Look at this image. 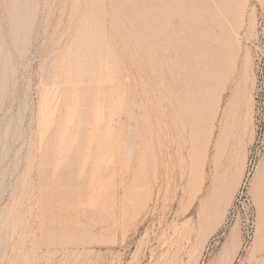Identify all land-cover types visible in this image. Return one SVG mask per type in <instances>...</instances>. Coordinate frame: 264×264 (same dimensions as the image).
Masks as SVG:
<instances>
[{"label":"rangeland","instance_id":"obj_1","mask_svg":"<svg viewBox=\"0 0 264 264\" xmlns=\"http://www.w3.org/2000/svg\"><path fill=\"white\" fill-rule=\"evenodd\" d=\"M138 1H145L146 15L156 14L138 15L134 0H0V77L8 72L0 86V264H264V0L232 1V71L214 125L200 133L188 110L177 114V99L166 100L163 88L159 96V80L146 72L132 32L159 14L153 0ZM185 1L186 12H203L196 0ZM16 6L23 13L19 39ZM186 12L190 26L205 28ZM172 30L175 40L188 36ZM213 38L194 50L219 51ZM237 84L242 94L235 104ZM131 99L146 101V109L135 106L136 112ZM124 111L126 121L133 117L128 134H121ZM179 124L192 129L185 134ZM134 130L138 143L128 151L124 140L134 139ZM77 227L81 240L74 242Z\"/></svg>","mask_w":264,"mask_h":264},{"label":"bare ground","instance_id":"obj_2","mask_svg":"<svg viewBox=\"0 0 264 264\" xmlns=\"http://www.w3.org/2000/svg\"><path fill=\"white\" fill-rule=\"evenodd\" d=\"M34 1V0H33ZM133 1V0H132ZM136 1H138V0H136ZM135 0H134V2L133 3H135L136 4V7L138 6L139 8L145 3V1L143 2V4L141 5L140 3H141V1H138V5H137V2H136ZM193 2H192V4L194 5V3H195V0H192ZM197 1V3H198V5H197V7H200L201 5H203L204 6V10H203V12L204 13H206L207 15H209L210 16V18H207L206 16H204L203 15V12H201L200 10H202V8H199L200 10H195V11H197L198 13H193V15H191V13H190V11L188 10V12H189V14H190V18H192V20L194 19V21L193 22H197V26H198V23L200 24V22L202 23V25H203V23H204V29L199 25V27L200 28H202V29H200V30H197V29H195V27H196V23L195 24H192L191 26H190V24L188 23V15H186L185 14V10H186V5L188 6V3L189 2H187V1H185V0H153V2H155L156 3V6H154L152 3V5H153V7H156V10L158 11V16L155 18V19H152L153 20V24H147L148 22H146V23H144V24H142L143 22H144V20H145V18L144 17H142L143 19V21L141 20V17H140V19L139 20H141V22H139V23H141L142 25L141 26H139L138 28L136 27V28H134V29H136V30H133V32L132 33H134V35H133V37H134V39H135V37L136 36H138L137 38H138V40L137 39H135V40H137V44L140 46L139 48H141V50H140V53L139 54H141L142 56H146L147 57V59H146V61L148 62V68L146 69L145 68V66L142 68V69H146L147 71V73L152 77L151 79L152 80H154V79H156V80H159V83H157L155 86H157L156 88H157V92H158V95H159V93H160V95L159 96H161V93H162V88L164 89V90H166V91H164L165 93L167 92V91H169L170 92V94H169V96H167V94H165V95H163V97H166L167 99L166 100H171L172 101V99H177V100H175V103H173L175 106H174V108L176 109V113L177 112H182L181 113V115L183 114V116L185 115H188V113L190 114V115H188V116H190V118H188V116L186 117V120H187V118H188V121H190L191 122V124L192 125H194L195 126V124H196V128H198L199 129V133L201 132V131H203L204 130V128H206V127H208L210 124H213L214 123V121H215V117L217 116V110H218V104H219V99H220V96H221V92H222V90H223V84H224V81H225V79H226V76L228 75V73L230 72V71H232L231 70V67H232V62H231V57H233L231 54H232V52L231 51H233V50H231L232 49V47L234 48V46H235V44L234 45H232V43H231V36L230 35H232L233 33H231L230 31H232L231 29H230V31H229V29H227V27L229 26V27H231V22L232 21H230L231 19H229V14H231L232 12V10L233 9H231L232 7H233V5H231V4H233L234 2H232L233 0H196ZM238 1V0H237ZM30 2V1H29ZM36 2V1H35ZM140 2V3H139ZM240 2V1H239ZM150 3V2H149ZM241 3V2H240ZM13 4H14V2H13ZM33 4V3H32ZM120 4H122V2L120 3ZM134 4V5H135ZM139 4H140V6H139ZM158 4V5H157ZM162 4H164L165 6H164V8L162 9ZM175 4H177L176 5V7H178V6H180L179 7V9H177V10H179L178 12H173V11H176V10H173V9H171V8H173V6L175 5ZM21 5V4H20ZM123 5V4H122ZM125 5V4H124ZM173 5V6H172ZM190 5V4H189ZM200 5V6H199ZM235 5H237V4H235ZM239 5V4H238ZM133 6V5H132ZM143 6H145V4L143 5ZM142 6V7H143ZM172 6V7H171ZM185 6V10H183V7ZM202 6V7H203ZM240 6V5H239ZM242 6V5H241ZM23 7H25V6H23ZM120 7H122V6H120ZM135 7V6H134ZM137 7V8H138ZM152 7V6H151ZM153 7H152V9H153ZM175 7V6H174ZM31 8H33V7H31ZM119 8V7H118ZM138 8V9H139ZM145 8V7H144ZM181 8V9H180ZM191 8V7H190ZM194 8V7H193ZM196 8V7H195ZM16 12H15V23H14V33H13V37H17V39H19V36L23 33V30H24V28H23V21H22V18H21V13H20V7L19 6H16ZM134 9V8H133ZM141 9V8H140ZM149 9V8H148ZM151 9V10H152ZM196 9H198V8H196ZM14 10V9H13ZM12 10V11H13ZM23 10H24V8H23ZM123 11H124V9H122ZM137 10V9H136ZM235 10V12L233 11V13H236V9H234ZM15 11V10H14ZM126 11H127V9H126ZM125 11V12H126ZM142 11H143V9H141L139 12H138V10H137V12L139 13L138 15H140V16H142L143 14H142ZM144 11H145V9H144ZM144 11H143V13H144ZM200 11V12H199ZM241 11V10H240ZM239 11V12H240ZM146 12H148V10L147 11H145V13ZM150 12V11H149ZM155 12V11H154ZM153 12V10H152V13H154ZM188 12H186L187 14H188ZM27 13V11L25 12V14L24 15H28V14H26ZM131 13V12H130ZM128 11H127V13L126 14H130ZM141 13V14H140ZM144 13V14H145ZM151 13V14H152ZM238 13V12H237ZM23 14V13H22ZM132 14H134V13H132ZM135 14H136V11H135ZM134 14V15H135ZM149 13H147V15H148ZM151 14H149L150 16H151ZM154 14H156V13H154ZM176 14H178V17L177 18H180V22H178V20H172V19H174L175 17L174 16H176ZM131 15V14H130ZM133 15V16H134ZM146 14H145V16H147ZM149 15L147 16L148 17V19H149ZM174 15V16H173ZM232 15V14H231ZM127 17H128V15H126ZM236 16H237V14H236ZM25 17V16H24ZM131 17H132V15H131ZM135 17V16H134ZM26 18V17H25ZM152 18H154L153 16H152ZM205 18H207V19H210L211 20V24H212V22L215 24V25H217V27L219 26V28H221V30H223V32L222 33H218V31L215 29V28H210L209 27V25H207V22H206V20L207 19H205ZM234 18H235V16H234ZM239 18H240V16H239ZM238 18V19H239ZM28 18H26L25 20H27ZM129 19V18H128ZM147 19V18H146ZM176 19V18H175ZM130 20V19H129ZM14 21V20H13ZM131 21H133V19L131 18ZM146 21V20H145ZM150 21V20H149ZM173 21H177V22H173ZM191 21V20H190ZM240 21H241V19H240ZM151 22V21H150ZM133 23V22H132ZM152 23V22H151ZM241 23V22H240ZM28 24V23H27ZM213 24V27L215 26ZM228 24V25H227ZM11 25H13V24H11ZM24 25H25V23H24ZM194 25H195V27H194ZM241 25V24H240ZM239 25V26H240ZM27 26V25H26ZM94 26V25H93ZM211 26V25H210ZM225 26H226V28H225ZM12 27V26H11ZM90 27V26H89ZM22 28H23V30H22ZM28 28V27H27ZM92 28V27H91ZM129 28V27H128ZM133 28V27H132ZM154 28L155 29H159V30H161L162 29V33L158 30V32L155 30V31H153L154 30ZM172 29L173 28V30H176V31H178L179 33H180V35L181 34H187L188 36V38L186 37V38H180V36H179V34H178V39L177 40H175L173 37H177V35L175 34V33H172V32H167L169 29ZM88 29H90V28H88ZM165 31H164V30ZM13 30V29H12ZM172 30V31H173ZM132 31V30H131ZM134 31H136V36H135V32ZM171 31V30H170ZM234 31H235V29H234ZM234 31H232V32H234ZM174 32V31H173ZM177 32V33H178ZM92 33V32H91ZM129 33V34H130ZM231 33V34H230ZM14 34H15V36H14ZM175 34V35H174ZM88 35V34H87ZM92 35V34H91ZM91 35L89 36V38L91 37ZM214 36V38H213V40H214V42H218L219 43V46H217V47H220L221 46V48H220V50L219 51H217V48H212V47H210V45L208 46V47H206L205 45V47L203 48V50H201V48L200 47H198L201 51H196V50H194V49H196V48H193V46L195 45H201L202 46V44L204 43H201V42H199L200 40H204V39H206V38H204V37H207V39L205 40V41H207V40H210V39H208V37L209 36H211V37H213ZM234 35V34H233ZM22 36V35H21ZM93 36V35H92ZM236 36V35H235ZM95 37V36H94ZM93 37V38H94ZM92 38V37H91ZM93 38H92V40H90L91 42H94L95 41V38H97V37H95L94 38V40H93ZM203 38V39H202ZM233 38H234V36H233ZM87 39H88V36H87ZM20 40H22L21 38H20ZM89 40H88V43H90L89 42ZM134 40V41H135ZM233 40V39H232ZM234 40H236L235 38H234ZM233 40V41H234ZM14 41H15V39H14ZM17 41V43H18V40H16ZM15 41V42H16ZM87 41V40H86ZM171 41H173V42H171ZM20 42V41H19ZM23 42V41H22ZM85 43H87V42H85ZM87 43V45L89 46V45H91L90 47H92V44H93V46H94V44H96L95 42L94 43H92V44H88ZM169 43H171L172 44V50L170 49L171 48V46H170V44ZM209 43H211V40H210V42ZM212 43H213V41H212ZM236 43V42H235ZM19 44V43H18ZM17 44V45H18ZM217 44V43H216ZM221 44V45H220ZM21 45H23V44H21ZM212 45V44H211ZM214 45V44H213ZM20 46V45H19ZM87 46V47H88ZM214 46H216V45H214ZM22 47V46H21ZM80 47V46H79ZM90 47H88V48H90ZM236 47V46H235ZM219 49V48H218ZM236 50V49H235ZM135 52H137L136 50H135ZM138 53V52H137ZM136 53V54H137ZM235 53H236V51H235ZM137 56H138V54H137ZM236 56V55H235ZM101 57V56H100ZM99 57V58H100ZM135 58V57H134ZM139 58V57H138ZM143 58V57H142ZM141 58V59H142ZM234 58H236V57H234ZM144 60V59H143ZM136 62H138V61H136ZM142 61L141 60H139V62L138 63H141ZM146 63V62H145ZM145 63H141V65L142 64H145ZM236 64V63H235ZM96 65H98V64H96ZM159 65V66H158ZM99 66L100 65H98L97 66V69L99 68ZM4 67H5V65H4ZM136 67V66H135ZM138 67L140 68L141 66H140V64H138ZM234 67V66H233ZM137 68V67H136ZM6 69H8L7 67L5 68V70ZM137 70V69H136ZM8 71V70H7ZM97 71H99V70H97ZM5 72V71H4ZM79 72H82V70L81 71H79ZM78 72V73H79ZM145 72V71H144ZM2 73V72H1ZM6 73V74H5ZM5 73H2V76L0 77L1 78V87H2V89H4L3 87L5 86V84L7 83L6 81H7V77H6V75H7V73L8 72H5ZM129 73V70L126 68L125 69V71H124V74H128ZM231 73V72H230ZM83 74V72L82 73H79L78 75H82ZM139 74H140V72H139ZM144 75L142 76L141 74V76L143 77V79H144V77H145V73H143ZM169 76V78L171 77V79H172V81H173V83L172 82H168V83H165V81H166V78H165V76ZM82 77V76H81ZM244 77V76H243ZM141 78V77H140ZM228 78V77H227ZM142 79V78H141ZM146 79L148 80V78L146 77ZM145 79V80H146ZM151 79H150V81H151ZM122 80V79H121ZM124 81L122 82V83H124V87L126 88V85L128 84L127 83V81L129 80L128 78H126L125 77V79H123ZM144 80V81H145ZM156 80H154V81H156ZM169 80V79H168ZM136 81V80H135ZM143 81V82H144ZM78 82H80V81H78ZM143 82L141 83V84H143ZM153 82V81H152ZM148 83H149V81H148ZM151 83V82H150ZM130 84V83H129ZM128 84V85H129ZM151 84H153V83H151ZM173 84H174V86L176 87V86H178V90L175 92V90L173 91L172 89H173ZM121 85V84H120ZM146 85V84H145ZM148 85V84H147ZM147 85H146V88H147ZM150 85V84H149ZM238 86L237 87H235L234 88V91H235V93H234V95L232 96V99H231V101H234L235 102V104H237V102H239L240 101V95L242 94L241 92V90H242V88H241V86L239 85V84H237ZM151 86V85H150ZM149 86V87H150ZM173 86V87H172ZM6 87H7V85H6ZM129 87V86H128ZM143 87V86H142ZM148 87V88H149ZM151 87H153V86H151ZM158 87H160V88H158ZM174 87V88H175ZM1 89V88H0ZM124 89V88H123ZM129 89V88H128ZM150 89V88H149ZM122 90V89H121ZM155 90V89H154ZM144 91H146V90H144ZM144 91H143V93H144ZM148 91H150V90H148ZM123 92H124V96L123 97H125V94L127 93V91H126V89L125 90H123ZM141 92H142V89H141V91H140V94H141ZM154 92V91H153ZM163 92V93H164ZM121 93V92H120ZM129 93V92H128ZM149 93L150 92H148V95H149ZM162 93V94H163ZM123 94V93H122ZM147 94V93H146ZM155 94V93H154ZM157 94V93H156ZM129 95V94H128ZM145 95V94H144ZM151 95V94H150ZM126 96H127V94H126ZM143 96V95H142ZM141 96V97H142ZM146 96V95H145ZM145 96H144V100L146 99L145 98ZM159 96H158V98H156V99H158V101H162L163 102V100H159ZM123 97H121V100H122V98ZM147 97V96H146ZM150 96H148L147 98H149ZM153 97V96H152ZM162 97V96H161ZM162 97V98H163ZM126 98H128V96L126 97ZM134 98V97H133ZM136 98V97H135ZM143 98V97H142ZM125 99V98H124ZM124 99H123V102H125L124 101ZM129 99V98H128ZM128 99L126 100V101H128ZM151 100H152V98H150ZM132 100L133 99H131V103H132ZM138 100V99H137ZM141 100V99H140ZM166 100L164 99V101L166 102ZM130 101V100H129ZM134 102L132 103L133 104V107L135 108V106H137V107H139L140 109H143V108H141L142 107V105H143V107H144V105H146L147 106V104L148 103H146V101H145V104H142V105H139L137 102H136V100L134 99L133 100ZM143 101V100H142ZM141 101V102H142ZM155 101H157V100H155ZM155 101H154V105H155ZM174 101V100H173ZM122 102V103H123ZM165 102H163V103H165ZM131 103H129V104H131ZM149 103H153V101H151V102H149ZM170 103V102H169ZM127 104V103H126ZM126 104H125V106H126ZM129 104H127V106L126 107H129ZM141 104V103H140ZM156 104H160V102L158 103H156ZM162 104V103H161ZM166 104V103H165ZM239 104V103H238ZM122 105V104H121ZM139 105V106H138ZM167 105H169V104H167ZM170 105H171V103H170ZM229 106H230V103L228 104ZM124 105H122L121 106V108L123 107ZM158 106H160L161 107V105H158ZM164 106V105H163ZM239 106H240V104H239ZM239 106H237V107H239ZM130 107H132V106H130ZM171 107H172V105H171ZM169 108H170V106H169ZM173 108V107H172ZM124 109V108H123ZM125 109H128V108H125ZM124 109V110H125ZM132 109V108H131ZM130 109V110H131ZM136 109V108H135ZM144 109H146V107H144ZM162 109V108H161ZM174 109V110H175ZM229 109V108H228ZM133 110V109H132ZM131 110V111H132ZM169 111H170V109H168ZM167 110V111H168ZM186 110H188V113L187 114H185V113H183V111H185L186 112ZM130 111V112H131ZM164 111H166L165 110V108H164ZM163 111V112H164ZM173 111V110H172ZM172 111H171V113L169 112V114H172ZM128 112V111H127ZM136 112H137V109H136ZM196 112H197V114H198V112L201 114V118H203L201 121H198V119H197V121H195L196 119L195 118H197V116L198 115H200V114H196ZM124 113H125V115L127 114L126 113V111H124V112H122V114L124 115ZM133 113H134V111H133ZM162 112H160V114H161ZM167 113V112H166ZM176 113L175 114H173V115H176ZM136 114V113H135ZM135 114H133L135 117H136V115ZM159 114V113H158ZM168 114V115H169ZM177 114H179V113H177ZM194 114H196L197 116L194 118L193 117V115ZM131 115H132V113H131ZM130 114H129V116L133 119V117L131 116ZM139 114H137V119L138 118H140V120H141V118L143 117V116H141V114H140V116H138ZM144 115V114H143ZM146 115V114H145ZM144 115V116H145ZM179 116V117H177V118H180V117H182V116ZM159 116H161V115H159ZM163 116V115H162ZM171 116V115H170ZM120 118H121V116H119ZM124 117H126V118H121V134L122 133H127V132H124V130H125V128H126V123H127V121L129 120V121H131V118L130 119H128L127 121H126V119L128 118V114H127V116H124ZM134 117V118H135ZM150 117V116H149ZM174 117H176V116H174ZM200 117V116H199ZM198 117V118H199ZM135 118V120L136 121H138L137 119ZM145 118H148L147 117V115L145 116ZM145 118H142V119H144L143 121L145 122V121H147V119H145ZM177 118H175V119H177ZM184 118V117H183ZM183 118H181V119H183ZM149 120H148V122L150 121V118H148ZM159 119V118H158ZM180 119V120H181ZM190 119V120H189ZM200 119V118H199ZM179 119H178V121H180ZM118 121H120V120H118ZM133 121V120H132ZM142 121V120H141ZM176 122H177V120H175ZM186 122V123H188L189 124V126H192V125H190V123L189 122ZM148 122H145V123H147L148 124ZM181 122L183 123V120H181ZM181 122H179V123H181ZM185 122L183 123V125L185 126ZM133 123H135V122H133ZM133 123H132V125H133ZM139 123V122H138ZM138 123L136 122L135 124H134V126L137 124L138 125ZM130 124V123H129ZM129 124H127V127L129 126ZM188 124H187V127H188ZM120 125V124H119ZM149 125H150V123H149ZM152 125V124H151ZM179 125H182V124H179ZM182 125V127H184ZM214 125V124H213ZM177 126V125H176ZM136 127H138V128H140V125L139 126H136ZM136 127H134V129L136 128ZM148 127H151V126H148ZM193 127V126H192ZM192 127H190L191 129H192ZM145 128H146V125H145ZM178 128H180V127H178ZM178 128H176V129H178ZM189 128V129H190ZM195 128V127H194ZM193 128V129H194ZM130 129H133V128H129L128 130H130ZM148 129V128H147ZM149 129H151V128H149ZM181 129V128H180ZM183 129V131L185 132L186 131V129L189 131V129L188 128H186L185 129V127L184 128H182ZM198 129H195L196 130V132H197V130ZM127 130V131H128ZM138 130V129H137ZM136 130V131H137ZM175 130V129H174ZM212 130V129H211ZM123 131V132H122ZM126 131V130H125ZM135 131V130H134ZM135 131V132H136ZM149 131V130H148ZM177 131V130H176ZM133 132V131H132ZM179 132H180V130H179ZM131 132H129V134H130ZM137 133H138V131L133 135L132 133L130 134V135H133V137H134V139H131L129 136V138H127V139H125L124 140V142H125V144L123 145V147H127V148H125L126 150H128V151H130V149H132V151L134 150L133 149V147L135 146L136 147V144L138 143L137 141H135V140H137L138 138H137ZM182 133V132H181ZM190 133H192L191 131H190ZM194 133V132H193ZM198 133V132H197ZM205 133V132H204ZM128 134V133H127ZM127 134H125L126 136H127ZM185 134H186V132H185ZM187 134H189V132L187 133ZM195 134V133H194ZM193 134V136H195V138H196V136L197 135H194ZM212 134V133H211ZM139 135H140V133H139ZM184 135V134H183ZM143 136V135H142ZM144 136H146V135H144ZM143 136V137H144ZM190 136H192V135H190ZM189 136V137H190ZM213 136V135H212ZM122 137H123V139H124V135H122ZM132 137V138H133ZM185 137V136H184ZM126 138V137H125ZM186 138V137H185ZM193 138V137H192ZM198 138H200L199 136L195 139V141H194V143H198L197 141H199V140H197ZM144 139V138H143ZM145 139L147 140V138L145 137ZM190 139V138H189ZM210 139H212L211 138V136H210ZM209 139V140H210ZM145 140V141H146ZM185 140H187L188 141V138L187 139H185ZM143 141V140H142ZM137 142V143H136ZM190 143H192L191 141H189ZM199 144V143H198ZM209 144V143H208ZM140 145V144H139ZM139 145H137L138 147H139ZM200 146H201V144H199ZM196 146V145H195ZM134 147V148H135ZM197 148H199L198 146H196ZM137 149H139V148H137ZM193 149H194V152H196V151H198V149H196L194 146H193ZM124 151V153H125V150H123ZM191 151H192V149H191ZM127 153V155H128V152H126ZM192 153V152H191ZM196 154V153H195ZM195 154H193L192 153V155L194 156ZM191 155V156H192ZM197 155V154H196ZM192 156V157H193ZM264 184V183H263ZM262 184V185H263ZM263 188H262V190L260 191V196H262L261 198H260V196H259V198L261 199L260 201H263V205H264V185L262 186ZM133 190L135 189V188H132ZM131 189V190H132ZM137 189V188H136ZM136 191V190H135ZM134 191V192H135ZM138 191V190H137ZM132 192V191H131ZM130 192V193H131ZM139 192V191H138ZM211 196V195H210ZM260 203V206H262V204ZM216 207V206H215ZM216 208H218V207H216ZM215 213V212H214ZM53 229L54 228H52V231H53ZM77 229H78V227H77ZM80 229V228H79ZM79 229L78 230H74V232H73V236H74V238H73V240H74V242L77 240L78 242L81 240V232L79 231ZM230 240H231V238H230ZM76 241V242H77Z\"/></svg>","mask_w":264,"mask_h":264}]
</instances>
